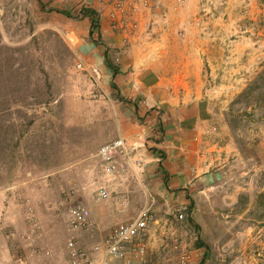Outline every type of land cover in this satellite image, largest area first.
Instances as JSON below:
<instances>
[{"label":"rangeland","instance_id":"obj_1","mask_svg":"<svg viewBox=\"0 0 264 264\" xmlns=\"http://www.w3.org/2000/svg\"><path fill=\"white\" fill-rule=\"evenodd\" d=\"M123 1L118 29L129 32ZM147 2L152 25L142 35L152 50L169 61L191 51L201 57L217 143L211 166L223 165L224 177L208 201L191 203L193 213L150 207L142 253L131 245L112 264H264V0ZM43 6L0 0V264H65L68 238L88 250L114 226L100 233L91 210L107 218L125 194L118 173L104 174L96 156L119 136L115 89L76 68L73 14ZM77 206L88 216L72 230Z\"/></svg>","mask_w":264,"mask_h":264},{"label":"crops","instance_id":"obj_2","mask_svg":"<svg viewBox=\"0 0 264 264\" xmlns=\"http://www.w3.org/2000/svg\"><path fill=\"white\" fill-rule=\"evenodd\" d=\"M40 2L50 13L60 15L56 10H62L73 14L72 35L78 59L99 68L114 85L124 111L119 116V136L138 142L146 140L132 154V159L145 162L143 171L137 174L123 158L119 159L124 172L116 176L121 178L120 191L125 194L116 207L108 210L107 218L91 210L93 226L103 233L117 223L133 219L144 204L153 211L160 206L165 208L163 212L188 209L193 213L191 203L208 201L224 177L223 165L211 166L216 158L210 151L217 143L212 136L213 118L204 108L206 94H202L204 82L198 52L179 53L169 61L166 53L152 50L150 37L142 35L152 25L151 3L147 0H126L129 32L128 26L125 30L112 27L107 0ZM83 8L97 13L98 24L94 28L89 16L81 14ZM174 40L183 42L179 37ZM107 62L115 68L114 75ZM140 188L144 189L142 206L136 204ZM103 219L106 221L99 224Z\"/></svg>","mask_w":264,"mask_h":264},{"label":"built area","instance_id":"obj_3","mask_svg":"<svg viewBox=\"0 0 264 264\" xmlns=\"http://www.w3.org/2000/svg\"><path fill=\"white\" fill-rule=\"evenodd\" d=\"M123 6V0H114L112 3L110 16L113 27L116 29L124 26L123 20L120 21L117 16L118 12L123 10ZM125 29L126 26L121 30ZM76 68L86 71L93 81L98 82L100 80L101 72L97 66L79 61ZM145 143L146 140L138 142V140H128L118 136L102 144L96 154L102 172L107 175L123 173L124 168L119 167V159L123 158L133 169V172L141 173L145 167V162L132 159V154L138 145L143 146ZM99 195L100 198H106L108 194L102 190ZM70 213V228L72 230L85 226L88 216V211L85 208L77 206L72 208ZM178 217L182 218V214H179ZM150 219V206H145L133 219L114 225L100 244L88 250L78 246L73 238H68L65 242L67 257L65 264H112L114 260L122 258L126 249L131 245L135 247V254L142 253L144 244L140 240L145 234ZM95 261L96 263H94ZM182 264H185L184 259Z\"/></svg>","mask_w":264,"mask_h":264},{"label":"trees","instance_id":"obj_4","mask_svg":"<svg viewBox=\"0 0 264 264\" xmlns=\"http://www.w3.org/2000/svg\"><path fill=\"white\" fill-rule=\"evenodd\" d=\"M39 4L41 5V6H43V4L40 2V0H39ZM57 12H60V13H62V14H64V15H66V16H69V13L68 12H65V11H62V10H56ZM81 14L84 16V15H87V16H89V18H90V21H91V27L92 28H94L95 26H97V24H98V19H97V13L94 11V10H92V9H86V8H83V9H81ZM107 65L109 66V67H111L112 68V71H113V75L115 74V72H116V70H115V68H113L111 65H110V63L109 62H107ZM112 87H114V85L112 84Z\"/></svg>","mask_w":264,"mask_h":264}]
</instances>
